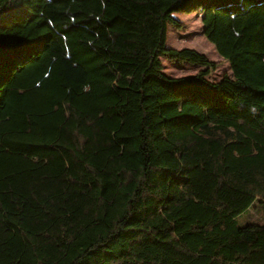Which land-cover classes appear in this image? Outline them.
<instances>
[{"label": "trees", "instance_id": "1", "mask_svg": "<svg viewBox=\"0 0 264 264\" xmlns=\"http://www.w3.org/2000/svg\"><path fill=\"white\" fill-rule=\"evenodd\" d=\"M142 2L150 41L131 0H0V264H264V0ZM177 12L230 75L166 46Z\"/></svg>", "mask_w": 264, "mask_h": 264}, {"label": "rangeland", "instance_id": "2", "mask_svg": "<svg viewBox=\"0 0 264 264\" xmlns=\"http://www.w3.org/2000/svg\"><path fill=\"white\" fill-rule=\"evenodd\" d=\"M131 4L140 14L146 38L150 41L153 31V11L142 0H131ZM113 11L114 7L112 5H105L103 14L106 17H110ZM174 17L181 22L182 28L181 30H176L168 26L166 46L175 49L191 48L205 55L208 60L217 62V69L212 71L208 76V79L211 81H219L224 75H230L231 68L229 63L219 56L215 47L203 35L202 15L194 12L189 14L177 12L174 14ZM90 28L96 33L93 46L109 60L111 69L116 73V80L123 85H131L133 75L123 70V68L117 69L114 61L118 57L112 56L106 51L109 47L124 50L131 49L130 45L124 42V37L114 34V31L122 32L129 29V27L120 22L104 25L95 21L90 24ZM161 59L164 65L163 72L170 77L193 75L202 68L185 61L170 60L167 57H161ZM257 215L254 212V217ZM249 221H253V219Z\"/></svg>", "mask_w": 264, "mask_h": 264}]
</instances>
